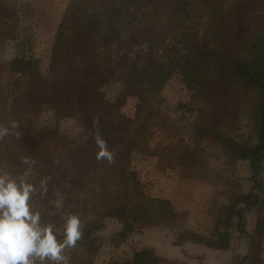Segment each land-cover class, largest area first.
<instances>
[{
  "label": "trees",
  "instance_id": "obj_1",
  "mask_svg": "<svg viewBox=\"0 0 264 264\" xmlns=\"http://www.w3.org/2000/svg\"><path fill=\"white\" fill-rule=\"evenodd\" d=\"M21 27L18 0H0V70L3 42L17 50L7 79L0 80V125L19 124L0 140V171L18 179L28 170L22 158L36 161L27 181L37 188L30 202L42 225L61 230L58 240L63 217L79 216L83 237L70 264H95L108 220L122 224L110 238L118 247L138 230L180 216L170 201L141 192L130 169L134 154L158 157L162 169L177 166L184 178L211 179L213 167L197 146L179 141L159 152L150 148L156 106L174 76L193 87L196 104L210 111L204 135L224 149L229 162H250L252 190L233 194L218 214L229 227L236 218L245 233L248 212L263 209L258 241L251 240L243 260L263 264L264 194L256 182L264 164V0H74L68 20L58 26L46 73L30 49H21ZM113 81L123 84L115 98L104 91ZM131 102L136 112L129 110ZM248 112L258 120L252 145L226 135L230 123ZM69 121L71 129H63L61 123ZM97 132L114 154L111 164L97 160ZM45 178L48 191L41 195ZM177 236L223 247L187 230ZM163 263L146 246L119 264Z\"/></svg>",
  "mask_w": 264,
  "mask_h": 264
},
{
  "label": "rangeland",
  "instance_id": "obj_2",
  "mask_svg": "<svg viewBox=\"0 0 264 264\" xmlns=\"http://www.w3.org/2000/svg\"><path fill=\"white\" fill-rule=\"evenodd\" d=\"M73 2L74 0H18V6L22 14L21 38L24 40V47L21 49L31 50L37 60L39 69L43 73H46L48 69L58 26L68 20ZM16 53L15 43L3 42L0 80L7 79L9 64ZM122 90L123 84L118 81H113L104 88V91L111 98H115ZM160 96L161 103L156 106L157 113H155L152 123L153 137L150 141V148L159 152V148L175 145L179 141L192 147L197 146L213 167L214 173L212 172L210 180L186 179L208 184L214 188L215 201L220 200L221 197H226L230 203L232 195L238 192L239 179L241 178H239L238 172L240 169L238 165L241 161L229 162L223 151L224 149L217 145L213 138L204 135V130L210 125V111L207 106L196 104L193 87L184 82L179 76H174L169 81ZM129 110L136 112L137 103L131 102ZM61 124L63 129L70 130L71 125L74 123L69 121ZM257 127L258 120L256 122V117L252 119L251 114L248 112L242 115L239 120L230 123V131L226 135L233 138L237 137L240 141H248L252 145L256 143L258 137V134H256ZM130 169L136 172L141 185V192L147 197H150L151 187L155 186L159 175H167L173 171L177 177L184 178L179 167L169 165L162 169L159 158L151 155L134 154ZM251 173L253 175L252 170ZM257 180L258 191L264 194V164ZM252 184L254 186L255 183L252 182ZM185 219L186 214H180L179 217L174 218L173 222L156 227L162 230H172L174 235L180 234ZM83 224L81 223L82 226ZM106 224L107 228L103 233L105 239L95 264H119L135 250L146 246H154L155 241L162 245L167 243L165 233H162V236L160 234H158L159 236H152L151 231L156 227L149 226L138 230L117 247L110 242V238L121 230L122 224L112 220L106 221ZM74 250V248L65 250V254L70 257V260ZM156 251L158 253V250ZM178 264L186 263L179 262Z\"/></svg>",
  "mask_w": 264,
  "mask_h": 264
},
{
  "label": "crops",
  "instance_id": "obj_3",
  "mask_svg": "<svg viewBox=\"0 0 264 264\" xmlns=\"http://www.w3.org/2000/svg\"><path fill=\"white\" fill-rule=\"evenodd\" d=\"M239 163L238 173L241 178L238 192L248 194L253 186L250 162ZM150 197L168 200L175 213L186 214L182 230L217 241L223 246L214 248L189 240L179 241L177 234L174 235L172 230L156 227L151 231L152 236L166 234L165 245L155 241L152 246L165 260L163 264H251V260L248 259L244 263L243 260L251 253V240L259 234L256 223L262 214V208H253L248 212L246 232L241 233L237 228L236 218L229 227L218 214L219 206L229 204L228 198L221 197L215 201L213 187L201 181L179 178L173 171L158 176L155 186L151 187ZM260 259L264 264V234L261 238Z\"/></svg>",
  "mask_w": 264,
  "mask_h": 264
},
{
  "label": "clouds",
  "instance_id": "obj_4",
  "mask_svg": "<svg viewBox=\"0 0 264 264\" xmlns=\"http://www.w3.org/2000/svg\"><path fill=\"white\" fill-rule=\"evenodd\" d=\"M19 124L12 121L9 126L0 125V140L10 134L11 129H18ZM97 160L106 159L114 162V154L109 151L106 141L97 132L95 136ZM21 163L28 165V170L17 178L10 173L0 171V264H69L70 257L65 250L73 249L82 239L81 220L75 214H67L62 226L63 239L57 236L61 230L53 224H41V214L30 203L37 192L34 184L27 182L36 161L24 157ZM48 179L40 181V194L48 191ZM55 208H63V201L58 199Z\"/></svg>",
  "mask_w": 264,
  "mask_h": 264
}]
</instances>
